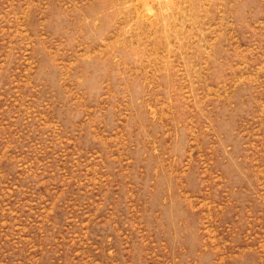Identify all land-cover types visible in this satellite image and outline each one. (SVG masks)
I'll use <instances>...</instances> for the list:
<instances>
[{"label": "rangeland", "instance_id": "374dc122", "mask_svg": "<svg viewBox=\"0 0 264 264\" xmlns=\"http://www.w3.org/2000/svg\"><path fill=\"white\" fill-rule=\"evenodd\" d=\"M0 264H264V0H0Z\"/></svg>", "mask_w": 264, "mask_h": 264}]
</instances>
